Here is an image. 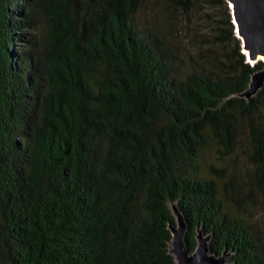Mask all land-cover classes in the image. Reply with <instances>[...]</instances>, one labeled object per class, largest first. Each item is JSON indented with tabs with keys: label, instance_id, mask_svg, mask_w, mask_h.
I'll list each match as a JSON object with an SVG mask.
<instances>
[{
	"label": "trees",
	"instance_id": "obj_1",
	"mask_svg": "<svg viewBox=\"0 0 264 264\" xmlns=\"http://www.w3.org/2000/svg\"><path fill=\"white\" fill-rule=\"evenodd\" d=\"M214 1L222 49L188 58L146 0H0V264H175L173 202L190 251L264 264V63Z\"/></svg>",
	"mask_w": 264,
	"mask_h": 264
},
{
	"label": "rangeland",
	"instance_id": "obj_2",
	"mask_svg": "<svg viewBox=\"0 0 264 264\" xmlns=\"http://www.w3.org/2000/svg\"><path fill=\"white\" fill-rule=\"evenodd\" d=\"M225 14V7L218 6L214 0H196L187 8L182 6L180 0H146L136 17L143 24L160 26L170 44L176 46L181 54L190 53L188 58H207L218 56L222 49L216 36L219 33L217 26H223ZM242 51L247 50L242 48ZM241 139L238 152L242 158L240 161L244 162L247 149L245 134ZM209 163L218 165L211 148L206 149L202 155V164L207 166Z\"/></svg>",
	"mask_w": 264,
	"mask_h": 264
},
{
	"label": "water",
	"instance_id": "obj_3",
	"mask_svg": "<svg viewBox=\"0 0 264 264\" xmlns=\"http://www.w3.org/2000/svg\"><path fill=\"white\" fill-rule=\"evenodd\" d=\"M231 9L232 22L235 24L236 35L242 41L243 49L247 50L249 60L263 61L264 58V0H227ZM264 63V61H263ZM264 86V66L253 72L248 87L241 93L250 98ZM174 223H169L172 233L170 252L174 255L175 264H232L228 260L230 251L220 254L211 252L209 246L210 233H204L199 228L197 245L190 251L184 240L187 222L175 202L170 204Z\"/></svg>",
	"mask_w": 264,
	"mask_h": 264
},
{
	"label": "clouds",
	"instance_id": "obj_4",
	"mask_svg": "<svg viewBox=\"0 0 264 264\" xmlns=\"http://www.w3.org/2000/svg\"><path fill=\"white\" fill-rule=\"evenodd\" d=\"M264 61V60H263Z\"/></svg>",
	"mask_w": 264,
	"mask_h": 264
}]
</instances>
